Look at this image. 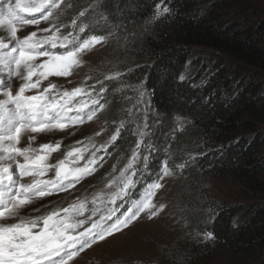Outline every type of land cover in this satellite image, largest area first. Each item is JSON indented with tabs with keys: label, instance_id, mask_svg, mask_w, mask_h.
Masks as SVG:
<instances>
[{
	"label": "trees",
	"instance_id": "obj_1",
	"mask_svg": "<svg viewBox=\"0 0 264 264\" xmlns=\"http://www.w3.org/2000/svg\"><path fill=\"white\" fill-rule=\"evenodd\" d=\"M94 1L123 36L114 56L128 90L143 85L148 109L169 123L184 121L169 138V166L192 160L183 175L231 178L252 196L251 204L214 206L196 231L212 233L213 244L232 255L264 264V20L253 26L232 22L220 14L219 0H70L65 21ZM158 4L170 11L156 19ZM100 30L93 34L106 35ZM109 100L107 123L128 119L125 103L115 95ZM133 144L130 132L108 153L115 150L118 160ZM194 152L200 154L186 158ZM148 162L137 166L144 174L132 199L161 175V161ZM174 256L168 264H190Z\"/></svg>",
	"mask_w": 264,
	"mask_h": 264
},
{
	"label": "rangeland",
	"instance_id": "obj_2",
	"mask_svg": "<svg viewBox=\"0 0 264 264\" xmlns=\"http://www.w3.org/2000/svg\"><path fill=\"white\" fill-rule=\"evenodd\" d=\"M210 1L216 2V0ZM219 1L224 3V8L220 11V14L232 22L238 21L247 26H253L264 20V0ZM8 3L14 5L15 0H0V5ZM61 4V9H58L56 13L59 19L54 17L50 22L42 20L39 25H21L17 33L18 38L22 39L33 31H36L38 36L48 35V33L40 30L51 27L52 22H54L60 28L62 36L72 33L82 40L89 39L92 36H101L93 34V30L97 27L101 28L100 31L106 34L103 35L105 39L84 54L82 57L84 63L79 68H75L71 76H50L48 80L42 81L40 89H32L26 92L25 95L39 94L51 81L58 86L61 92L83 87L86 93L91 94V96L85 94L73 97L71 101L73 111L68 112V116L74 117L83 114L75 111V105L80 104L81 101L88 104V107L83 109V112H88L89 109L96 106L91 102L93 98L99 102V105L103 101V108L101 109L97 105V114L91 121L85 118L83 123L68 126L63 131L53 130L51 132L35 133L24 131V135L21 134L19 146L26 147L31 144L32 147L39 150L42 144L55 145L57 141H60L59 149L52 152L47 160V163L52 165L64 159L67 152L73 148H86L82 159L77 161L76 156L78 154L74 153L72 157L68 158L65 167L66 169L84 167L89 160L95 159L96 163L89 165V167H94L95 171L67 191L35 199L31 204L25 206L20 214L35 217L46 214L53 209L69 207V205L80 201H85V208L83 216L78 217L79 219L91 216L94 208L103 210L104 206L110 203L108 194L115 190L114 188H107L106 185L120 176L121 170L126 167L128 161L132 158L133 149L136 148L138 139H141L139 136L140 131H143L146 133L143 137L146 141V147L144 148L142 143L138 152L140 156L141 154L144 155L133 165V169L127 171L126 175H132V172L135 171V175L132 177L134 181H138L142 177L144 173L139 172L137 166L145 155L148 157V163L160 160L161 168L164 167V161L167 160V166L172 175L161 181L163 187L157 190L153 198V203L156 206L165 205L164 209L151 220L147 218L146 213H142L141 218L127 229L105 241L99 242L90 249H86L69 264H168L169 259L175 258L174 255H178V253L188 258L190 264H252L251 261L228 253L224 247L215 246L212 240H206L204 235L206 232L203 234L196 231V227L199 225L198 220H203L204 216L210 215L214 206L221 205V203L251 204L254 202L250 199L251 194L241 186L240 182L231 178L201 179L197 176L183 175L184 167L181 169L178 165L176 167L169 166V138L173 136V127L182 128L184 121H177L172 124L148 109L149 98L145 94L141 99L139 95L140 91L144 90L143 85L134 90H128V86L122 80L124 79V73H121L118 59L114 56L116 51L124 46L123 36L115 31L117 29L116 25L105 20V13L98 6V1H94L90 4V7L83 11L85 18L80 16L81 12H79L73 14V17L66 21L65 17L71 11L70 0H61ZM0 10L6 11V8ZM74 19L76 20L75 26L72 23ZM80 26L85 27L84 33L79 32ZM0 37H4L5 42L11 41L6 28H0ZM43 59L46 58H40V60ZM40 60L36 62L39 63ZM116 74L119 75L116 76ZM2 75L5 84L12 90L13 94L24 83L23 79L17 75H13L9 81L6 70ZM106 77L114 78L107 79ZM133 91L135 97L132 96ZM102 93L105 98L101 96ZM111 95L117 96L121 104L125 103L127 113H129L128 119L112 121L111 124L107 123L109 118L107 113L111 105L109 97ZM121 121H124L123 127L120 126ZM117 129H119V136L115 141L131 132L134 137V144L128 155L120 156L117 160V156L113 157L115 151L113 150L110 157L104 159L106 149L114 143V141H111V137ZM80 141H83V143H78ZM93 153H95L94 157ZM199 154L194 152L188 154L186 158ZM17 159L21 163L23 162L22 157H17ZM185 164V166H193L192 160H186ZM13 170L20 183H31L34 179L31 176L19 177V169L16 168L15 164H13ZM55 171V168H50L46 175L35 177V179L55 180ZM67 182V180L64 181V183ZM120 186L123 187L122 184ZM130 190L131 187L127 189V193ZM101 192L105 193L103 202L97 200L93 204L94 195ZM37 209L39 211H36ZM209 209L212 210L209 211ZM98 217L99 215L93 217V219H98ZM17 219L18 217L0 221V223H13Z\"/></svg>",
	"mask_w": 264,
	"mask_h": 264
},
{
	"label": "snow or ice",
	"instance_id": "obj_3",
	"mask_svg": "<svg viewBox=\"0 0 264 264\" xmlns=\"http://www.w3.org/2000/svg\"><path fill=\"white\" fill-rule=\"evenodd\" d=\"M61 7V0H15L14 5L12 3L0 5V9L6 8V11L0 10V28H6L11 37L9 42H5V38L0 37V97H2L0 98V221L18 217L16 222L0 223V264H69L86 249L127 229L141 218L142 213H146L147 218L151 220L165 207L163 204L156 206L153 198L157 190L163 187L161 181L172 175L167 160L164 161V167L157 180L148 184L140 198L133 200L119 215L117 212L123 205L103 210L94 208L91 216L79 219L78 217L84 214L85 201L73 203L66 208L53 209L35 217L20 214L21 210L35 199L67 191L95 171L94 167H89L96 163L95 159L89 160L84 167L65 168L69 157L77 153L76 160L82 159L86 148H73L67 152L64 159L52 165L48 164L47 160L52 152L59 149L60 141L55 145L42 144L39 150L31 144L26 147L19 146L23 131L33 133L63 131L68 126L83 123L85 118L91 121L97 114L96 108L83 112L88 104L81 101L80 104L75 105V111L83 114L74 117L67 115L68 112L73 111L71 105L73 97L85 94L91 96L83 87L61 92L55 83L49 81L47 87H44L39 94L25 95L32 89H40L42 81L48 80L50 76H71L73 70L84 63L82 59L84 54L105 39L103 36H92L81 41L72 33L62 36L60 28L54 22L51 27L40 30L48 35L38 36L37 32L33 31L22 39L18 38L19 26L39 25L42 20L50 22L54 17L59 19L56 13ZM169 11V8L158 4L155 18H162ZM80 16H84V12H81ZM72 23L75 26L76 20L74 19ZM79 32L84 33L85 27L80 26ZM48 45L51 49L61 48L63 51H50L46 47ZM42 57L46 59L40 60ZM38 60L39 63L36 62ZM5 70L9 81L13 75L20 76L24 81L15 94L5 84L2 75ZM145 94L144 91H140L141 99ZM91 102L103 108L95 98ZM120 126H124V121L120 122ZM145 135V132L140 131L141 139H138L136 148L133 149L132 158L121 170L120 176L106 185L109 189H115L108 194L109 202L112 204L126 196L127 189L136 184L132 178L135 171L132 175L126 173L133 169V165L140 159L138 149ZM118 136L119 129L112 135L111 141H115ZM17 157H22L23 162L21 163ZM143 159L147 165L148 157L145 156ZM13 164L19 169V177H34L32 182L20 183L13 170ZM178 167L182 169L184 164ZM50 168L56 170L55 180L35 179L46 175ZM65 180L68 182L64 183ZM121 184L123 187L120 186ZM104 196L103 192L95 194L92 203L95 204L97 200L103 202ZM98 212L99 219H93ZM204 235L206 240L214 239L210 232Z\"/></svg>",
	"mask_w": 264,
	"mask_h": 264
},
{
	"label": "bare ground",
	"instance_id": "obj_4",
	"mask_svg": "<svg viewBox=\"0 0 264 264\" xmlns=\"http://www.w3.org/2000/svg\"><path fill=\"white\" fill-rule=\"evenodd\" d=\"M24 132V131H23ZM23 132H22V134H23ZM24 135V134H23Z\"/></svg>",
	"mask_w": 264,
	"mask_h": 264
}]
</instances>
